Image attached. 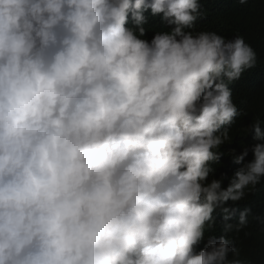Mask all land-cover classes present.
Instances as JSON below:
<instances>
[{"label":"clouds","instance_id":"clouds-1","mask_svg":"<svg viewBox=\"0 0 264 264\" xmlns=\"http://www.w3.org/2000/svg\"><path fill=\"white\" fill-rule=\"evenodd\" d=\"M207 1L0 0V264H250L264 63Z\"/></svg>","mask_w":264,"mask_h":264},{"label":"trees","instance_id":"trees-1","mask_svg":"<svg viewBox=\"0 0 264 264\" xmlns=\"http://www.w3.org/2000/svg\"><path fill=\"white\" fill-rule=\"evenodd\" d=\"M212 7H220L225 9V19L229 21L234 28L239 31L256 51L258 57L264 63V0H247L244 6H239L238 0H208ZM264 77V66L259 71ZM259 117L264 120V84L257 90L250 93L248 98L247 109L245 115L238 122L234 129L235 141L231 146V149L237 148L241 143H246L251 148L254 143L252 136L254 133H250L248 136H243V129L255 118ZM262 131H264V125H262ZM253 159L252 152L249 150L247 161ZM246 161V162H247ZM230 160H221L217 165L216 170L221 175L230 167ZM262 183L259 186H263ZM260 199L264 198V191L259 194ZM257 231L250 232L255 233ZM256 247L240 246L241 258L248 259L250 264H264V235L260 240H253ZM236 247L239 245H230ZM231 258V257H230Z\"/></svg>","mask_w":264,"mask_h":264},{"label":"water","instance_id":"water-1","mask_svg":"<svg viewBox=\"0 0 264 264\" xmlns=\"http://www.w3.org/2000/svg\"><path fill=\"white\" fill-rule=\"evenodd\" d=\"M202 19H200V21H197V26L199 29L202 28V24H199L201 22ZM152 26V24H149ZM155 27H158L157 24H154ZM264 191V189H263ZM231 202V201H229ZM228 207V206H227ZM229 208H234V209H238L239 208V205H236V206H229ZM219 211V209H217ZM241 211H238L236 212V214L232 217L231 220L227 221V223L233 222V225H236L238 223V219H239V213ZM261 215H264V213H256V214H251L249 213L247 219L249 221L248 225L246 226L245 229H243L238 235L235 233V230L233 229L232 232H229V233H224L223 232V223L221 225V230H222V233L225 235V236H231L233 238V243L231 245H239L238 247H240L241 245H243V247H246V246H249V239H250V232L252 231H258V232H262L261 229L263 228L262 225L259 223L258 220H255L253 219V217H260ZM216 218H223V216H220V214L216 215L215 216ZM215 218V219H216ZM219 229V228H218ZM247 232L249 233V235L245 236L244 233ZM231 247V246H230ZM237 247V246H236ZM231 255V253H229V256Z\"/></svg>","mask_w":264,"mask_h":264},{"label":"bare ground","instance_id":"bare-ground-1","mask_svg":"<svg viewBox=\"0 0 264 264\" xmlns=\"http://www.w3.org/2000/svg\"><path fill=\"white\" fill-rule=\"evenodd\" d=\"M247 78H248V77H247ZM232 126H233V125H232ZM232 126H231V128H230V135H232V136L234 137V141H235V135H234V133H233ZM221 157H223V156L221 155ZM227 159L230 160V165H231V166L229 167V169L226 170V173H225V174H227V176H229V177H233L234 173L236 172V171H235L236 163L234 162V160H233L232 157H229V158H227ZM216 167H217V165H213V168H214V169H216ZM225 174L222 173V174L220 175L218 172H217V173H216V172H213L212 174H210L209 179L213 178V176H214L216 179H222V181L224 182V180H225ZM219 211H220V210H219ZM218 214H219V213H217L216 215H218ZM216 221H217V219H216ZM217 224H218V223H217ZM217 229H218V227H217V226H214V229L211 230L209 234H215L216 231H217ZM203 247H204V244H201L196 250L199 251V249H200V248H203Z\"/></svg>","mask_w":264,"mask_h":264}]
</instances>
